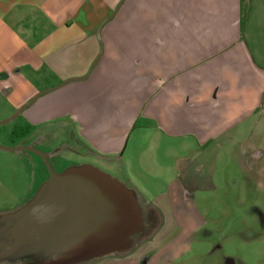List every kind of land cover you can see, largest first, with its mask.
Wrapping results in <instances>:
<instances>
[{
  "label": "crops",
  "instance_id": "1",
  "mask_svg": "<svg viewBox=\"0 0 264 264\" xmlns=\"http://www.w3.org/2000/svg\"><path fill=\"white\" fill-rule=\"evenodd\" d=\"M118 2L0 0V122L75 80L26 107L17 117L32 129L6 147H47L45 127L64 124L52 145L62 163L96 168L140 216L148 205L162 217L172 188L195 184L192 160L172 156L171 186L150 177L142 191L129 170L146 152L180 140L264 154V0H124L97 33Z\"/></svg>",
  "mask_w": 264,
  "mask_h": 264
},
{
  "label": "rangeland",
  "instance_id": "2",
  "mask_svg": "<svg viewBox=\"0 0 264 264\" xmlns=\"http://www.w3.org/2000/svg\"><path fill=\"white\" fill-rule=\"evenodd\" d=\"M65 128L64 124L49 123L44 129L47 147L37 148L53 150ZM27 129L32 128L20 117L0 125V145L17 143L18 133ZM170 146L169 155L162 153L161 144L157 152L140 156V170H129L139 190L146 189L150 177L160 178L152 181L155 189L171 186L173 173L162 166L171 163L172 156L192 160L195 184L187 190L172 188L170 197L161 204V219L153 213L155 223L131 238L128 250L90 261L115 255L125 257L97 264H264V154L256 151L237 160L216 150L200 154V148L189 141L176 140ZM69 161L59 165L57 172L67 168ZM42 170L37 158L28 152L0 150V210H13L33 196L46 179Z\"/></svg>",
  "mask_w": 264,
  "mask_h": 264
},
{
  "label": "water",
  "instance_id": "3",
  "mask_svg": "<svg viewBox=\"0 0 264 264\" xmlns=\"http://www.w3.org/2000/svg\"><path fill=\"white\" fill-rule=\"evenodd\" d=\"M114 12L103 23L115 15ZM75 80L39 92L0 125L15 119L39 96ZM33 149L0 146V150ZM7 241L0 243V259L31 255V264H81L128 250L131 237L141 231L142 220L133 193L115 179L89 165L70 166L59 173L49 170L32 198L3 217Z\"/></svg>",
  "mask_w": 264,
  "mask_h": 264
},
{
  "label": "flooded vegetation",
  "instance_id": "4",
  "mask_svg": "<svg viewBox=\"0 0 264 264\" xmlns=\"http://www.w3.org/2000/svg\"><path fill=\"white\" fill-rule=\"evenodd\" d=\"M19 147L33 149L35 151L40 152L43 155V157H42L39 154H36V153H34L32 151H29V150H26V149L20 150V151L28 152V153H30L31 155H34L37 158V161L41 164L42 169H43L42 172H41V175H43V172L46 173V179L44 181H46L48 179V177H49V170H51V171H53L55 173H59V172H57V168H59L58 167L59 165H62V162H61V158L59 157V152H56V150H52L50 152H45V151H42V150L38 149L37 146L31 145V144H29V145L28 144H23V145H21ZM70 165H72V163H69L68 167ZM31 198H32V196L30 198L29 197L25 198L22 201V203L18 207L16 206V208H14L13 210H5V211L0 210V243L3 242V241H7V238L9 236V234L7 232L8 225L5 223L4 220L1 221V219L3 217H5V215L7 216L8 214H10V213L16 211L17 209L21 208ZM153 213H155V211L152 210L148 205H142L141 206V220L143 221L142 222L143 223V227H142L141 231H139L138 233L134 234L131 238L134 239L135 236L139 235L141 232L144 231V229H145L144 227H148L149 224L155 223L154 221H152V220L155 219V218H153ZM160 219H161V216H160ZM124 257L125 256L116 257L114 255L111 258L97 259V260H93V261H89V262L87 261V262L82 263V264H97L99 262H103V261H107V260H111L112 261V260H115V259H118V258H124ZM36 261H37V259L34 256L25 255L24 254V255H18V256L12 255L10 257L1 258L0 259V264H31V263H34Z\"/></svg>",
  "mask_w": 264,
  "mask_h": 264
}]
</instances>
